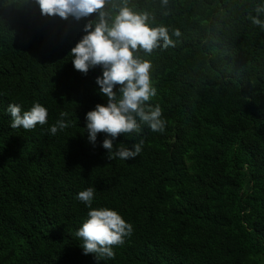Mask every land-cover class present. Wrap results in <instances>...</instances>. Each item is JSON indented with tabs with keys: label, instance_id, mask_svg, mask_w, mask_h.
Returning a JSON list of instances; mask_svg holds the SVG:
<instances>
[{
	"label": "trees",
	"instance_id": "obj_1",
	"mask_svg": "<svg viewBox=\"0 0 264 264\" xmlns=\"http://www.w3.org/2000/svg\"><path fill=\"white\" fill-rule=\"evenodd\" d=\"M262 3L127 0L174 44L134 52L151 62L148 104L165 130L141 124L114 139V149L144 141L125 161L108 159L106 134L88 139L86 113L107 105L102 68L83 74L69 55L98 14L64 20L35 0H0V264H264V30L252 23L264 21ZM123 6L107 0L109 25ZM34 103L47 123L11 128L8 105ZM60 119L70 126L51 135ZM89 187L91 209L132 225L114 258L85 255L75 235L91 210L77 194Z\"/></svg>",
	"mask_w": 264,
	"mask_h": 264
},
{
	"label": "clouds",
	"instance_id": "obj_2",
	"mask_svg": "<svg viewBox=\"0 0 264 264\" xmlns=\"http://www.w3.org/2000/svg\"><path fill=\"white\" fill-rule=\"evenodd\" d=\"M42 16H58L76 20L98 14L99 21L93 26L87 23L83 31L86 33L71 49L74 69L87 74L90 68L100 66L102 76L96 77L99 92L107 98V105L97 104L94 110L86 113V129L88 139L95 144L97 134L104 133L106 138L102 147L107 150L108 159L119 158L130 160L136 158L142 151L144 141L134 144L131 149L120 144L113 147V140L120 135L141 131V124H146L153 132H163L165 121L161 119L162 110L157 105L151 107L148 102L156 96L152 86L149 60H140L134 56L137 50L151 54L158 47H168L174 44L166 26L150 27L149 13L132 11L124 0L111 25L103 11L107 0H35ZM166 7L168 0H161ZM256 12H264V3L256 8ZM252 23L264 30V21L257 16L252 17ZM173 35L179 37L178 30ZM162 42V44H161ZM119 86V94L114 88ZM7 112L12 121L11 128L32 130L38 124L47 123V109L39 103H34L30 110L21 111L18 104H9ZM61 117L68 114L61 112ZM65 120H57L50 127L49 133L56 135L69 127ZM95 189L89 187L77 194V199L91 209ZM133 228L118 212L110 209H91L88 218L76 231L75 235L82 240L85 255L94 254L99 258H114L115 246L123 245L124 238L132 234Z\"/></svg>",
	"mask_w": 264,
	"mask_h": 264
}]
</instances>
